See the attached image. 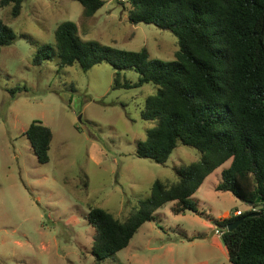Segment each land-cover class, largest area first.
<instances>
[{
    "label": "rangeland",
    "instance_id": "1",
    "mask_svg": "<svg viewBox=\"0 0 264 264\" xmlns=\"http://www.w3.org/2000/svg\"><path fill=\"white\" fill-rule=\"evenodd\" d=\"M104 1L91 16L75 0H23L16 17L11 5L0 8L16 34L0 48V264H229L212 219L249 209L231 192L216 189L229 162L193 194L197 212L175 214V202H169L126 247L102 260L92 254L89 206L124 220L156 179L175 181V168L201 155L178 141L163 164L136 156L138 142L156 124L140 114L155 93L152 83L113 88L115 70L108 63L88 70L59 67L56 49L50 59L33 63L39 46L55 43L54 31L63 21L74 22L83 41L128 51L146 48L150 58L175 59L174 33L130 22L124 0ZM120 73L132 82L139 77L130 68ZM23 86L26 90L12 96V88ZM35 119L52 131L45 163L37 161L24 134Z\"/></svg>",
    "mask_w": 264,
    "mask_h": 264
},
{
    "label": "trees",
    "instance_id": "2",
    "mask_svg": "<svg viewBox=\"0 0 264 264\" xmlns=\"http://www.w3.org/2000/svg\"><path fill=\"white\" fill-rule=\"evenodd\" d=\"M86 16L101 8L104 0H75ZM132 23L154 24L177 37L175 59L150 58L146 48L118 49L94 40L83 41L72 21L54 31L55 43L39 46L33 63L41 64L57 51L59 67L78 64L88 70L106 62L114 70L113 88L155 85L141 118L155 120L138 142L136 156L165 163L180 141L196 148L200 159L175 168L177 179H156L147 198L120 220L99 206L85 215L94 228L92 254L97 260L126 247L139 227L154 213L174 201L175 214L197 212L193 194L217 168L221 181L216 189L229 191L248 209L239 215L213 218L223 230L220 239L229 264H264V0H124ZM23 0H0L20 14ZM16 34L0 17V48L13 43ZM139 74L132 82L121 77L124 69ZM25 86L10 90L12 96ZM39 163L49 160L51 129L33 120L24 131ZM251 213H257L250 215ZM242 221L231 231L224 227ZM188 240L190 237L185 236Z\"/></svg>",
    "mask_w": 264,
    "mask_h": 264
},
{
    "label": "water",
    "instance_id": "3",
    "mask_svg": "<svg viewBox=\"0 0 264 264\" xmlns=\"http://www.w3.org/2000/svg\"><path fill=\"white\" fill-rule=\"evenodd\" d=\"M255 214H257V213H251L250 215H255ZM242 219H243L242 217L236 218L234 221L227 224V226L224 227V229L228 230V231L233 230L242 221Z\"/></svg>",
    "mask_w": 264,
    "mask_h": 264
},
{
    "label": "built area",
    "instance_id": "4",
    "mask_svg": "<svg viewBox=\"0 0 264 264\" xmlns=\"http://www.w3.org/2000/svg\"><path fill=\"white\" fill-rule=\"evenodd\" d=\"M249 209H251L252 211H257V209H256V207H249ZM239 214H241V211L240 210H236L235 211V215H239ZM217 236H221V234H222V232H223V230L222 229H220V228H215L214 229V231H213Z\"/></svg>",
    "mask_w": 264,
    "mask_h": 264
},
{
    "label": "crops",
    "instance_id": "5",
    "mask_svg": "<svg viewBox=\"0 0 264 264\" xmlns=\"http://www.w3.org/2000/svg\"><path fill=\"white\" fill-rule=\"evenodd\" d=\"M250 207V206H249ZM256 209L258 210V208L256 207ZM236 210H238V209H236ZM234 215H235V211H234ZM212 233H214V232H212ZM219 237V236H218ZM219 243L220 244H218L219 245V247H222L223 249H224V251H225V248H224V246H223V244H222V242H221V240H219Z\"/></svg>",
    "mask_w": 264,
    "mask_h": 264
}]
</instances>
